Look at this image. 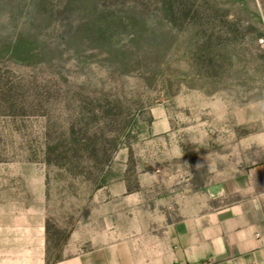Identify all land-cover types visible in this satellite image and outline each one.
I'll use <instances>...</instances> for the list:
<instances>
[{"label": "rangeland", "instance_id": "rangeland-1", "mask_svg": "<svg viewBox=\"0 0 264 264\" xmlns=\"http://www.w3.org/2000/svg\"><path fill=\"white\" fill-rule=\"evenodd\" d=\"M263 161L264 0H0V264Z\"/></svg>", "mask_w": 264, "mask_h": 264}, {"label": "crops", "instance_id": "crops-1", "mask_svg": "<svg viewBox=\"0 0 264 264\" xmlns=\"http://www.w3.org/2000/svg\"><path fill=\"white\" fill-rule=\"evenodd\" d=\"M202 198L163 194L128 206L121 233L49 264H264V161L238 170ZM217 201V204H214Z\"/></svg>", "mask_w": 264, "mask_h": 264}, {"label": "trees", "instance_id": "trees-1", "mask_svg": "<svg viewBox=\"0 0 264 264\" xmlns=\"http://www.w3.org/2000/svg\"><path fill=\"white\" fill-rule=\"evenodd\" d=\"M46 230H47V235H48V233H49V226H48V223L46 222ZM49 239H47V244L49 245ZM48 249V248H47Z\"/></svg>", "mask_w": 264, "mask_h": 264}]
</instances>
